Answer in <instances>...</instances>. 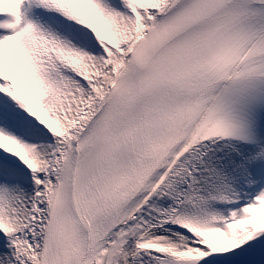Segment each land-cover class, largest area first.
Segmentation results:
<instances>
[{
    "label": "snow or ice",
    "instance_id": "snow-or-ice-1",
    "mask_svg": "<svg viewBox=\"0 0 264 264\" xmlns=\"http://www.w3.org/2000/svg\"><path fill=\"white\" fill-rule=\"evenodd\" d=\"M0 264H264V0H0Z\"/></svg>",
    "mask_w": 264,
    "mask_h": 264
}]
</instances>
